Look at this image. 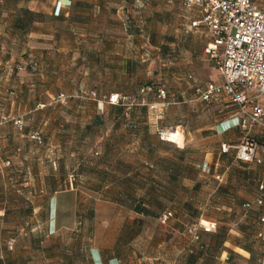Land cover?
Here are the masks:
<instances>
[{
  "label": "rangeland",
  "instance_id": "rangeland-1",
  "mask_svg": "<svg viewBox=\"0 0 264 264\" xmlns=\"http://www.w3.org/2000/svg\"><path fill=\"white\" fill-rule=\"evenodd\" d=\"M89 2L34 0L21 21L1 17L0 3V30L18 29L0 32V264H94L92 249L118 264H260L258 209L245 205L264 164L220 153L229 130L239 129L235 142L243 132L226 99L194 96L190 75L223 83L205 37L174 33L161 0ZM163 27L158 51L152 34ZM122 35L135 47L127 54L115 48ZM175 128L183 146L161 139ZM165 211L173 217L162 224ZM202 221L217 229L206 233Z\"/></svg>",
  "mask_w": 264,
  "mask_h": 264
},
{
  "label": "built area",
  "instance_id": "built-area-1",
  "mask_svg": "<svg viewBox=\"0 0 264 264\" xmlns=\"http://www.w3.org/2000/svg\"><path fill=\"white\" fill-rule=\"evenodd\" d=\"M183 8L193 13L191 28L206 32L209 42L204 55L218 69L223 83L196 82L194 76L188 79L194 83V96L200 102L213 104L226 99L235 106L239 115L242 136L235 143L221 144V155H233L237 161L247 164L264 162V9L255 0H182ZM145 91H152L147 88ZM157 96L165 99V89H158ZM114 97V96H113ZM127 99V98H125ZM119 103V96L113 101ZM173 130V129H172ZM171 130L161 133V139L170 142ZM262 141V142H261ZM172 143V142H170ZM202 172L210 175L218 185L225 175L204 162ZM261 195L255 200L264 206V181L259 185ZM251 203L245 205L251 208ZM173 213L166 212L160 222L166 224ZM262 226L261 241L264 244V210L259 217ZM211 233L217 229L214 222L199 224ZM197 237V226L190 233ZM261 264H264V251Z\"/></svg>",
  "mask_w": 264,
  "mask_h": 264
},
{
  "label": "crops",
  "instance_id": "crops-1",
  "mask_svg": "<svg viewBox=\"0 0 264 264\" xmlns=\"http://www.w3.org/2000/svg\"><path fill=\"white\" fill-rule=\"evenodd\" d=\"M77 4L79 3L81 6L83 5H91L92 2H89V0H74ZM84 1L86 2L85 4ZM162 4H164L163 9L164 11L168 12L170 17H173V19L176 20V24H175V28L174 29V33L177 34H182L183 38L186 37V35H189L192 39L196 38V35L199 36H204L205 37V42L202 50L204 52L205 46L208 44L209 42V37L207 36L206 32L202 31V30H195L192 29L190 24H191V20L193 17V13H190V17H183L182 15H180V13L178 12L180 8H178V6H180V4L178 5V3L182 4V0H161ZM0 3L3 4L2 6V10L4 12H6V14H2L1 17H8V20H14L16 21V19H18V21H21V15L17 14V11L20 10H24L25 8L28 9L29 12H31L34 16V10L32 8H30V5L34 4V0H17L16 4H12L10 0H0ZM90 3V4H89ZM87 7V6H86ZM95 7L97 8V10L100 8L99 5H95ZM51 15V14H49ZM32 16V17H33ZM183 17V18H181ZM83 20V18H82ZM2 22H4V20H2ZM33 25L35 27H38V23H33ZM33 25L32 28L34 27ZM10 28H4L2 30H0L2 35H6L5 33L9 32V34H12V32H17L18 29L15 26V24L11 23ZM81 27L85 28V31L83 34H85V39L89 38V34L87 32V25H81ZM167 27H163V29H160L158 34H152L153 35V44H154V48H158V51H161L162 49H164L167 45L168 39H169V35L168 31H167ZM34 30V29H33ZM34 34V31H32L31 29V35ZM157 38L160 39L159 43H156ZM87 40V39H86ZM127 41L125 40V36L122 35V37L120 38V43L118 45V47L115 48H120L119 52L121 54H127L129 53L131 50H129V48H135L133 45V47L131 45H129L128 43H126ZM105 48V47H104ZM198 48H201V46H199ZM123 69H127L129 70L130 68H132V66H134L133 61H127L125 59H123ZM119 95V94H117ZM234 121H229L227 125H232ZM224 130V127H222ZM234 129V128H233ZM240 135V131L239 129H234V130H229L228 135L226 136V141L228 142H235L237 139V136ZM0 144H2V141L0 140ZM208 163V162H207ZM92 254V259L94 261V264H118V260L116 258H113V256L111 257H107L104 256L102 254V252L98 249H92L91 251ZM245 264H250V263H245Z\"/></svg>",
  "mask_w": 264,
  "mask_h": 264
},
{
  "label": "trees",
  "instance_id": "trees-1",
  "mask_svg": "<svg viewBox=\"0 0 264 264\" xmlns=\"http://www.w3.org/2000/svg\"><path fill=\"white\" fill-rule=\"evenodd\" d=\"M185 10V9H184ZM190 13V12H189ZM148 88H151V87H148ZM152 89V88H151ZM158 91V90H157ZM156 91V92H157ZM124 96V95H123ZM124 98H128V96H124V97H122L121 98V102L124 100ZM129 99V98H128ZM201 103H203V102H201ZM204 104H206V103H204ZM120 106H122V104H119ZM224 156H227V155H224ZM240 162V161H239ZM204 164V163H203ZM203 164H202V166H203ZM264 164V162L262 163V164H259V165H263ZM202 166H201V169H202ZM261 182H263V181H261ZM261 182H259V184L257 185V195H256V197H255V200L261 195V193H260V191H259V185H260V183ZM255 200H254V202H255ZM252 203V205H251V207H256L257 209H258V224L260 225V223H259V217H260V215H261V213H262V211L264 210V206L263 207H259V206H257L255 203ZM166 212H171V213H173L172 211H165V212H163L161 215H160V217L164 214V213H166ZM261 226V225H260ZM262 227V226H261ZM197 237H198V240H196V241H199L200 240V235L197 233ZM260 242H261V244H262V246H263V249H264V244H263V242L261 241V238H260ZM191 253H193V250H191ZM93 263H94V261H93ZM260 264H261V262H260Z\"/></svg>",
  "mask_w": 264,
  "mask_h": 264
},
{
  "label": "bare ground",
  "instance_id": "bare-ground-1",
  "mask_svg": "<svg viewBox=\"0 0 264 264\" xmlns=\"http://www.w3.org/2000/svg\"><path fill=\"white\" fill-rule=\"evenodd\" d=\"M169 138H171L169 141L174 144H178L180 146H183L184 144V140H183L184 137L177 128L171 130Z\"/></svg>",
  "mask_w": 264,
  "mask_h": 264
}]
</instances>
